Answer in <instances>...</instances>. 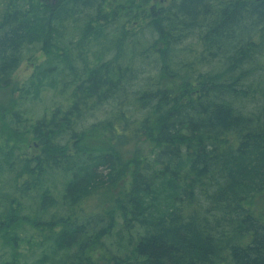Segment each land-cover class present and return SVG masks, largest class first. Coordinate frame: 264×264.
Returning a JSON list of instances; mask_svg holds the SVG:
<instances>
[{
	"label": "trees",
	"instance_id": "1",
	"mask_svg": "<svg viewBox=\"0 0 264 264\" xmlns=\"http://www.w3.org/2000/svg\"><path fill=\"white\" fill-rule=\"evenodd\" d=\"M150 1L0 0V264H264V0Z\"/></svg>",
	"mask_w": 264,
	"mask_h": 264
},
{
	"label": "rangeland",
	"instance_id": "2",
	"mask_svg": "<svg viewBox=\"0 0 264 264\" xmlns=\"http://www.w3.org/2000/svg\"><path fill=\"white\" fill-rule=\"evenodd\" d=\"M167 4V0H151L149 2V4L147 5V7L145 8H140L137 9L134 12V15L129 17L128 15H122L121 18L118 20V23H116L117 29L119 28L120 25H122L124 23V29H130L133 32H138L141 28H143L150 20L151 17V13L149 12V8L150 6L157 5H164ZM122 14V13H120ZM112 29V28H110ZM45 60V56L44 54H42L41 52H35L33 54V57L29 58V59H24L19 66L17 67V69L14 71V73L12 74V84L10 85V88H14L12 91L10 90V88L8 90H6V93L3 92V94L0 95V101L7 100V102H9L10 100H12L13 98H16L17 100L19 98H25L23 95H19L15 93V88L20 86L21 84H23L28 77L32 74L33 69L35 68V66L39 65L41 62H43ZM60 99V98H59ZM58 98L54 97L52 95V91L48 90L42 97V101L43 103H36L37 105H32L28 102H25V104L23 105L22 109H26L27 107L32 108V110L37 111L38 113L41 114V108L42 107H50L52 105V101L54 100H59ZM41 101V102H42ZM40 104V105H38ZM99 115V114H97ZM97 116L95 115V117L91 118L90 121H93L94 118H96ZM33 143V142H31ZM26 144L30 149H27V152H31L32 149L29 146V143ZM36 242V241H35ZM36 246V245H35ZM35 248L31 249L30 247H23V250L25 252V257L21 260L20 264H35V262L40 258V253L42 251V249H36L34 251ZM112 252H116L115 249H113Z\"/></svg>",
	"mask_w": 264,
	"mask_h": 264
},
{
	"label": "flooded vegetation",
	"instance_id": "3",
	"mask_svg": "<svg viewBox=\"0 0 264 264\" xmlns=\"http://www.w3.org/2000/svg\"><path fill=\"white\" fill-rule=\"evenodd\" d=\"M163 4H164V3H163ZM153 7H154L155 9H158V8H157V5H154V4H153V5L150 6V8H149V12H150V13H152V9H153ZM128 30H130V29H128ZM130 31H131V30H130Z\"/></svg>",
	"mask_w": 264,
	"mask_h": 264
},
{
	"label": "water",
	"instance_id": "4",
	"mask_svg": "<svg viewBox=\"0 0 264 264\" xmlns=\"http://www.w3.org/2000/svg\"><path fill=\"white\" fill-rule=\"evenodd\" d=\"M253 1H262V0H253Z\"/></svg>",
	"mask_w": 264,
	"mask_h": 264
}]
</instances>
